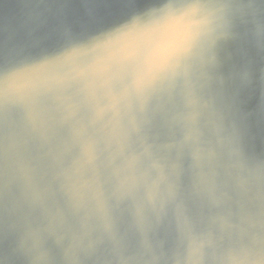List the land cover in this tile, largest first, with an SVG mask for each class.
<instances>
[{
    "label": "clouds",
    "instance_id": "9594fccd",
    "mask_svg": "<svg viewBox=\"0 0 264 264\" xmlns=\"http://www.w3.org/2000/svg\"><path fill=\"white\" fill-rule=\"evenodd\" d=\"M0 264H264V0H0Z\"/></svg>",
    "mask_w": 264,
    "mask_h": 264
}]
</instances>
